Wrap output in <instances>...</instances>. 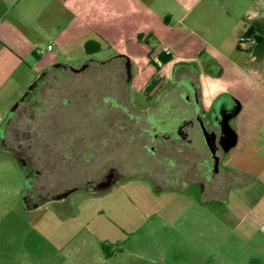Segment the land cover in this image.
<instances>
[{"label":"rangeland","instance_id":"374dc122","mask_svg":"<svg viewBox=\"0 0 264 264\" xmlns=\"http://www.w3.org/2000/svg\"><path fill=\"white\" fill-rule=\"evenodd\" d=\"M148 1L151 9L137 0H12L15 34H0L22 64L0 55V264H264V234L247 238L231 203L201 206L197 186L168 172L171 143L151 140L146 112L134 110L149 106L139 91L160 68L142 47L156 48L160 37L140 46L129 36L145 21L160 27L173 4ZM89 41L98 51L87 55ZM57 65L86 68L46 84L35 109L22 105L6 129L14 106ZM33 72L41 74L26 85ZM19 147L40 170L33 189L59 196L25 201ZM107 168L123 177L85 189Z\"/></svg>","mask_w":264,"mask_h":264},{"label":"crops","instance_id":"0c3cea01","mask_svg":"<svg viewBox=\"0 0 264 264\" xmlns=\"http://www.w3.org/2000/svg\"><path fill=\"white\" fill-rule=\"evenodd\" d=\"M137 1L151 9L152 1ZM12 5V0H0V20L10 18L3 22L0 33L15 34L11 29ZM171 9L156 30L145 21L129 36L131 42L142 46L158 32L156 48L142 50L146 61L160 67L154 77L165 79L151 88L152 96L147 94L151 82L140 90L150 104L144 110H134L146 112L143 119L150 128L153 123L181 127L178 132L165 133L175 152L168 172L186 188L197 186L201 206L222 208L231 203L235 211H241L236 226L247 230V238L263 235L264 0H173ZM1 37L0 55L6 56V61L21 62L19 54L10 51V46H5L7 40ZM162 46L171 52L164 65L158 62L164 55ZM40 74L30 73L26 85ZM203 130L224 143L217 152V171L210 179L206 178L209 149ZM177 133L179 137L173 136Z\"/></svg>","mask_w":264,"mask_h":264},{"label":"flooded vegetation","instance_id":"af4514ba","mask_svg":"<svg viewBox=\"0 0 264 264\" xmlns=\"http://www.w3.org/2000/svg\"><path fill=\"white\" fill-rule=\"evenodd\" d=\"M164 81H165V79L162 76L157 77V82L163 83ZM33 91L30 94H32ZM27 96H28V94H27ZM152 127H154L155 130H153V129L149 130L148 129V133L150 135H152L153 139H156L158 137L159 140L164 142V143H166L167 138L169 137V135L167 136V135H165V133L167 134L171 130L174 129V128L172 129L170 126H167V125H160L159 126V127H161L160 130H164L163 131L164 133L161 134L159 132L160 134L157 135V134H155L157 131V128L155 126H152ZM180 129H181V127H177L174 130L176 132H178V131H180ZM178 135L179 134L177 133L176 135H173V136L179 137ZM213 139H215V137H213ZM170 143H173V142L170 141ZM211 144L213 147V151H210V150L208 151L209 152V159H208V165H207V168H208V175L206 176L207 179H210L217 171V164L219 161V156H218L217 152L222 150L224 143H223V141H221V139H219V140H213V142ZM148 150L152 151V153L154 152L153 149H148ZM14 154H16V153H14ZM20 158H21L20 163L23 166V168L25 169L26 174H27V178H28L27 179L28 180V183H27L28 187L25 190V201H36V202H38L37 204L40 205V204L47 202L51 198L59 196V195H54L52 197L47 198V197L42 196L41 194H38V192H36L33 189L34 180H35L34 178L36 176V172H34L31 168H29V164L27 162L26 157H20ZM119 177H123V175H121V173L114 171L112 168L104 169L98 180H96V181H91V180L85 181V184H84L85 189H88V190L98 189L101 186L109 185L110 183H112L114 181L115 178H119ZM89 185H90V187H89ZM69 190H67L64 193L69 192Z\"/></svg>","mask_w":264,"mask_h":264},{"label":"trees","instance_id":"16d2710c","mask_svg":"<svg viewBox=\"0 0 264 264\" xmlns=\"http://www.w3.org/2000/svg\"><path fill=\"white\" fill-rule=\"evenodd\" d=\"M85 49V53L87 55L93 54L95 52L98 51V45L93 42V41H89L85 44L84 46ZM159 63L164 65L165 63H167L170 60V56H166V55H161L159 58ZM85 67H83L81 70L75 71L67 66H62V65H57V66H53L51 68H49L48 70H46L43 75L41 76V78L39 79V81L37 82L36 86L34 87V91L32 94H28V96H26L20 103V105L17 106V108L14 110L13 114L10 116L9 120L6 122L5 124V128L7 129V127H9L12 123V118L17 116V114L21 113V106L25 105L27 112L28 111H33L38 103V96L40 94V89L42 88H48L46 87V84L50 83V82H55L56 80H59L60 78H69L70 75L73 74H81L85 72ZM157 84V78H152L151 83H150V87L147 88L148 91L151 90V88ZM51 87V86H49ZM25 110V109H24ZM13 116V117H12ZM53 125V124H51ZM50 125V126H51ZM54 127V125L52 126ZM6 131V130H5ZM14 132H16V129H13ZM22 143H19V146H21ZM12 151L14 153H16L15 155L19 158V160H21L20 157H26V155H22L20 147L19 149L17 148H12ZM66 156V155H65ZM29 168H31L29 166ZM32 169V168H31ZM34 172H36V176L34 179H37L40 175V170L38 169H32ZM85 181H83V184H85ZM74 188H79V187H74ZM49 198V197H47ZM45 200V199H44Z\"/></svg>","mask_w":264,"mask_h":264},{"label":"water","instance_id":"95a60500","mask_svg":"<svg viewBox=\"0 0 264 264\" xmlns=\"http://www.w3.org/2000/svg\"><path fill=\"white\" fill-rule=\"evenodd\" d=\"M38 82V81H37ZM37 82L34 84V85H32L29 89H28V91H27V93H26V95H25V97L27 96V94H29L30 92H32L33 91V88L36 86V84H37ZM24 97V98H25ZM23 100V99H22ZM21 102V101H20ZM17 106H18V104H16L15 106H14V108L12 109V113L14 112V110L17 108ZM11 113V114H12ZM204 131V130H203ZM204 137H205V142H206V144H207V146H208V148H209V150L210 151H213V147H212V142H213V138L212 137H209V135L204 131Z\"/></svg>","mask_w":264,"mask_h":264},{"label":"built area","instance_id":"2783aa9c","mask_svg":"<svg viewBox=\"0 0 264 264\" xmlns=\"http://www.w3.org/2000/svg\"><path fill=\"white\" fill-rule=\"evenodd\" d=\"M161 53L164 54V55H166V56H169V55L171 54L170 49H169V47H167V46H162V48H161ZM164 73H165V71L163 72V74H164ZM260 230H261V232L264 234V222L261 223V225H260Z\"/></svg>","mask_w":264,"mask_h":264}]
</instances>
